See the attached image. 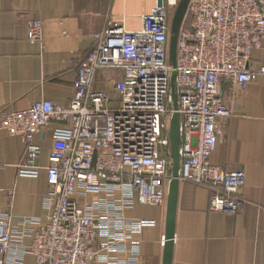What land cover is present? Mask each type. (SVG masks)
I'll return each mask as SVG.
<instances>
[{"label":"built area","instance_id":"2783aa9c","mask_svg":"<svg viewBox=\"0 0 264 264\" xmlns=\"http://www.w3.org/2000/svg\"><path fill=\"white\" fill-rule=\"evenodd\" d=\"M178 2L154 5L141 15L139 29L110 22L91 34L66 106L44 99L0 111V129L25 145L19 176L38 175L35 135L52 127L44 167L46 221L0 213V264H22L25 255L37 264H139L134 236L156 222L126 212L137 204H165L171 159L162 150L168 145L163 128L174 112L173 72L179 180L212 189L211 211L243 209V170H225L209 159L222 137L217 120L230 115L221 82L241 90L258 79L264 83V63L253 67L254 55L264 48V0H188L172 66L170 12ZM27 39L41 41L38 20L30 21ZM101 69L120 72L111 85L120 96L117 107L105 90L94 88Z\"/></svg>","mask_w":264,"mask_h":264},{"label":"crops","instance_id":"0c3cea01","mask_svg":"<svg viewBox=\"0 0 264 264\" xmlns=\"http://www.w3.org/2000/svg\"><path fill=\"white\" fill-rule=\"evenodd\" d=\"M156 3L0 0V111L24 109L44 99L66 106L78 64L91 49L90 35L110 22L126 30L139 29L141 15ZM31 20L40 22L41 41L27 39ZM254 59L253 67L264 63V48ZM118 78L120 72L114 69H101L95 77L94 88L109 94L112 107L120 104V96L111 86ZM221 91L230 115L217 120L222 137L209 160L225 170H243L239 194L244 206L236 213L211 211L212 189L180 181L171 264H264V83L258 79L241 90L224 80ZM51 128L35 135L41 167L36 177L18 175L17 166L26 155L24 142L0 129V213L46 221L44 167L52 148ZM165 207L137 204L126 212L129 217L156 222L134 236L139 241V264H163ZM22 264L37 263L32 255H25Z\"/></svg>","mask_w":264,"mask_h":264},{"label":"water","instance_id":"95a60500","mask_svg":"<svg viewBox=\"0 0 264 264\" xmlns=\"http://www.w3.org/2000/svg\"><path fill=\"white\" fill-rule=\"evenodd\" d=\"M162 0H157V5H161ZM188 0H179L177 7L174 11V15L171 21V30L169 35V60L171 65L174 66L175 61V46L177 33L181 24L182 17L184 15ZM175 73L173 72L170 80L171 95H172V107L174 112L170 117V149L169 155L171 159L170 167V180L168 182L167 197L165 201V231L163 237V264H171L172 249L174 242V230H175V213H176V202L178 194L179 180V118L175 112L176 106V94L174 91L173 81Z\"/></svg>","mask_w":264,"mask_h":264},{"label":"rangeland","instance_id":"374dc122","mask_svg":"<svg viewBox=\"0 0 264 264\" xmlns=\"http://www.w3.org/2000/svg\"><path fill=\"white\" fill-rule=\"evenodd\" d=\"M175 9H176L175 7H174V10L171 9V12H170L171 20L173 18L172 15H174ZM170 131H171L170 120H168V117H166L165 127L163 128V135L167 138L168 145L164 149H162V150H163V153L165 154V156H168L169 158H170V155H169V149H170Z\"/></svg>","mask_w":264,"mask_h":264}]
</instances>
